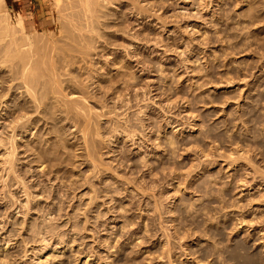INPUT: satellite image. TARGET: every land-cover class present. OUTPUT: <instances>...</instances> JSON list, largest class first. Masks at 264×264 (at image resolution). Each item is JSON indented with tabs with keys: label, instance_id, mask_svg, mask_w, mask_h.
I'll use <instances>...</instances> for the list:
<instances>
[{
	"label": "rangeland",
	"instance_id": "1",
	"mask_svg": "<svg viewBox=\"0 0 264 264\" xmlns=\"http://www.w3.org/2000/svg\"><path fill=\"white\" fill-rule=\"evenodd\" d=\"M84 1L0 39V264H264V0Z\"/></svg>",
	"mask_w": 264,
	"mask_h": 264
},
{
	"label": "crops",
	"instance_id": "2",
	"mask_svg": "<svg viewBox=\"0 0 264 264\" xmlns=\"http://www.w3.org/2000/svg\"><path fill=\"white\" fill-rule=\"evenodd\" d=\"M23 16L25 29L47 22V0H7ZM19 11V12H18Z\"/></svg>",
	"mask_w": 264,
	"mask_h": 264
},
{
	"label": "bare ground",
	"instance_id": "3",
	"mask_svg": "<svg viewBox=\"0 0 264 264\" xmlns=\"http://www.w3.org/2000/svg\"><path fill=\"white\" fill-rule=\"evenodd\" d=\"M89 3L91 2V0H85L83 3ZM19 12V11H18ZM12 14H10L9 12H7L6 14L3 13L1 14V10H0V39H10L15 41V33H16V29H17V25L18 24H22L23 25V17H20L21 14H17V18L16 20L11 16ZM23 27V26H22ZM21 27V28H22ZM25 28V27H24ZM19 29V27H18ZM23 29V28H22ZM21 29V30H22ZM25 32V30H24ZM27 33V32H26ZM14 48L9 46V49L6 51V53L8 54H13L14 52ZM137 62V66H144L143 61L141 59L136 60ZM0 64H1V60H0ZM21 79L23 80V86L26 89V92H29L31 87L33 86L32 82L30 81V79L28 78V74L24 73L21 77ZM29 94V93H28ZM31 95V94H30ZM135 135V134H134ZM129 137V136H128ZM237 250V249H236ZM235 252V251H234ZM234 252L232 254H234ZM237 255V254H236ZM235 256V255H234ZM241 257V256H240ZM236 258V257H235ZM242 258V257H241ZM240 258V259H241Z\"/></svg>",
	"mask_w": 264,
	"mask_h": 264
}]
</instances>
